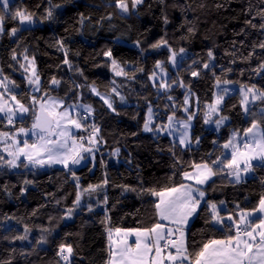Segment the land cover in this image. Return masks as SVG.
<instances>
[{
	"label": "trees",
	"instance_id": "trees-1",
	"mask_svg": "<svg viewBox=\"0 0 264 264\" xmlns=\"http://www.w3.org/2000/svg\"><path fill=\"white\" fill-rule=\"evenodd\" d=\"M127 2L126 15L115 0H13L5 12L0 76L16 88L29 112L12 126L0 117V133L31 127L39 101L53 97L65 106L91 107L89 117L81 121L97 151L95 164L88 162L79 169L30 165L12 169L0 161V264H108L110 231L152 227L159 222L158 196L152 192L185 184L184 172L218 158L222 163L213 165L217 172L203 189L206 203L186 231L190 253L209 240L235 235L232 224L217 227L211 222L210 204H223L225 210L219 214L238 220L264 197V163L251 166V176L239 183L231 181L232 170L223 164L231 158V149L223 145L234 133L238 143L252 124L243 112L241 96L234 93L224 99L219 117L227 118L225 125L218 130L205 127L206 106L217 83L264 91L260 68L264 48L259 46L264 43L260 27L264 0H143L135 9L131 0ZM17 9L34 14L33 28L20 29L18 18L11 17ZM73 20L76 31L60 35ZM13 28L19 29L15 36ZM161 41L166 44L153 47ZM109 50L111 57L105 55ZM172 52L178 62L169 78L170 90L160 93L149 78L157 73L158 62L159 68L170 69ZM112 59L126 75H116ZM28 60L39 76L34 103L24 77ZM53 79L59 83L53 84ZM187 91L198 101V107L188 112L194 123L191 148L143 133L149 107L163 116L164 123L167 115L187 118L183 113ZM252 110L261 115L264 130V99H258ZM0 156L9 159L1 150ZM77 195L84 196L80 207ZM69 210L76 213L66 223ZM21 236L26 238L18 239ZM61 244L73 249L67 262L58 254Z\"/></svg>",
	"mask_w": 264,
	"mask_h": 264
},
{
	"label": "snow or ice",
	"instance_id": "snow-or-ice-1",
	"mask_svg": "<svg viewBox=\"0 0 264 264\" xmlns=\"http://www.w3.org/2000/svg\"><path fill=\"white\" fill-rule=\"evenodd\" d=\"M143 0H131L132 8L135 9L138 5L142 4ZM0 5L4 11L0 12V33L3 32V21L5 19V12L11 7L10 0H0ZM115 6L123 13L129 12V5L127 0H115ZM48 18L52 17V11L47 12ZM12 19L19 20L21 25H31L34 21V14L28 13L25 10L17 9L11 14ZM249 23H251L249 21ZM256 27V25H253ZM264 29V24L260 25ZM18 28H13L11 34L16 35ZM162 44H166L165 41L153 45L154 48L160 47ZM264 48V43L259 45ZM183 53L184 49L180 50ZM106 56L111 57V50L105 53ZM209 56H212L211 51ZM15 59V57H13ZM176 53L172 52L171 61L175 64ZM68 63L67 59L64 61ZM112 66L116 75H126L124 70L119 67L117 61L112 59ZM158 68L161 66L158 62L156 65ZM207 67V65H205ZM264 70V64L260 66ZM33 76L35 80H29V83H35L39 85V76L36 74L33 68ZM193 76L198 73L193 72ZM5 79H7L5 77ZM53 84L59 82L53 79ZM227 83V81H225ZM0 87H5L4 83L0 81ZM161 88L166 87L164 84L160 85ZM38 90V89H37ZM95 92V89H93ZM115 92V89H113ZM226 91V90H225ZM243 91V89H242ZM252 93L253 99H264V91L255 89V86L248 88L244 93L245 99L242 101V106L245 107L247 112L248 94ZM258 93V94H257ZM15 100V96L12 97ZM105 100V103L109 108H112L111 102L105 97H101ZM223 100V95H219L216 98L215 105L209 107L212 111H216V105H219ZM35 102V100H34ZM18 110L21 113H27L29 109L23 104L16 102ZM187 103V100L185 101ZM72 107V106H70ZM84 111L91 114L92 109L90 106L80 105ZM63 108V101L49 99L47 102L40 104V111L35 116L31 129H25L23 127L18 129L17 135L28 137L31 134L35 137L31 143L28 139L20 141L15 137H9L8 133H0L2 137H8L13 140V144L9 147L13 150L8 151V155L11 159L5 160L3 156H0V161H4L11 168H19L21 166L27 168L29 165L33 167H44L45 165L61 164L65 168H69V164H79L83 156L80 154V150L83 149V145L76 143V137L74 136L72 129H81L84 125L81 123L82 119L86 117H73L69 109L59 111ZM6 111V106L0 104V113ZM16 109L7 108L8 122H13ZM169 127H171L172 117H169ZM191 117H189V120ZM227 119L222 117L221 120L216 121L219 126L223 120ZM151 121V109H149V122ZM149 122L145 123L144 130L152 131L149 127ZM208 122L207 120L205 121ZM184 129L189 128L188 123H182ZM174 130V129H173ZM255 130V131H254ZM93 131L98 132L99 129L93 125ZM238 133L233 134V138L223 145L225 149L231 148V158L223 161L224 167L234 169V175L236 181L240 180L241 164L244 165L243 171L247 172L251 168L250 161L253 159H264V130H261L257 121L253 120L250 127L244 129V136L247 138L244 140L243 145L235 143ZM83 139V138H81ZM71 141V143H69ZM91 142V140H90ZM181 144L190 143L188 133L185 131L181 134ZM198 142V141H197ZM7 151V149H5ZM84 151H91L90 149H83ZM23 158V160H21ZM23 161H27L24 163ZM222 161L218 158L212 161V164L202 163L194 165L195 171L193 173L184 172L183 179L194 181L197 185L205 184L213 175L216 174L217 169L213 165H219ZM30 183V181H25ZM107 183V181H105ZM96 187H99L97 185ZM92 190H95L90 186ZM153 195L159 196L160 200L155 205L157 209V215L160 221H167L170 224L177 225L175 228H165V225L157 222L150 228L145 229H131L124 233V239L117 241L118 244H123V247L119 249H113L110 253V260L108 264H147L146 257L152 253L155 249V257L152 260V264H157L156 257H160L161 252L165 249H174L175 251H168L166 259L169 264H254V261L258 258L259 264H264V197H261L259 205L252 209L250 212L241 213L239 220H233L232 216H228L227 219L232 221L235 226V235H229L225 239H212L207 243H204L199 251L193 253L189 252L187 246V240L185 232L183 231V225L186 224L189 217L193 216L199 209L200 201L204 198L205 193L199 188H194L191 184L181 183L178 187L167 188L160 192H152ZM77 204L80 202V196L77 195ZM106 202V199H105ZM209 207L212 211L211 222L215 224L223 225V218L219 215L215 204H210ZM91 211V208H89ZM259 212L261 216L257 221L251 219L255 214ZM71 213V210H69ZM241 224L244 225L241 228ZM229 231H231V226ZM27 231V229H26ZM116 233H120L122 229H115ZM178 234V235H176ZM175 235V239L172 237ZM135 236V240L130 244L127 237ZM243 237H247L244 239ZM259 237V239H257ZM26 237H18V239H25ZM111 239V233L109 234ZM164 241L163 244L160 242ZM44 242L43 238L40 241ZM253 249L256 251L253 252ZM73 249L71 245H60L59 255L64 261H68ZM67 253V254H65ZM250 253L252 255H250ZM119 257V259H117Z\"/></svg>",
	"mask_w": 264,
	"mask_h": 264
},
{
	"label": "rangeland",
	"instance_id": "rangeland-1",
	"mask_svg": "<svg viewBox=\"0 0 264 264\" xmlns=\"http://www.w3.org/2000/svg\"><path fill=\"white\" fill-rule=\"evenodd\" d=\"M12 1L13 0H10V3ZM121 13L124 14V15L128 14V13H123V12H121ZM34 26H35V23H33L31 25L25 24V25H21L20 29L33 28ZM76 29H77V21L73 20V21L69 22L64 27V29L60 32V35H64V34H67V33H70V32H75ZM2 33H0V37H1ZM175 60H176V58H175ZM177 62L178 61H176L175 64H173L171 59H170V61H169V68L170 69L169 70L165 69V68H158L157 73L149 78L150 84L152 86H156L160 93H163V92L167 93L170 90V86H169L168 82H169V78H170L171 72L176 69ZM33 68L35 69V66H34L33 62L28 60L27 61V66L24 69L25 70L24 77L26 78L27 86H28V88H29V90L31 92L30 101L32 103H34V100H36V97L34 96V94L38 92L37 89L39 88V85H37L35 83H32V84L29 83V80H35V77L32 74L33 73ZM35 72H36V69H35ZM0 81H2L4 83V85H5V87H0V104H4L6 106V111L4 113H0V117L3 118L7 122L8 126H12L13 122L24 120L29 111L27 113H21L18 110V105H17L16 102L19 101V103H21V101L17 98V95L15 93V92H17L16 88L13 85H11L4 77L0 76ZM161 84H164L166 87L161 88L160 87ZM248 88L249 87H246V86H243V85H238V84H235V83H232V82H227V83L219 82V83H217L215 85V89H214L213 100H212L211 103H209L206 106L207 108H206V114H205V121L207 120L208 122L207 123L205 122V127L207 129H209V130H218L220 127L225 125L228 122L227 119L223 120V122L219 126L216 123V121L221 120V118H222V117H219V116H220V109L222 107V103H223L224 99L227 96L231 95V94L238 93L241 96V99L243 101L245 99L244 93L247 92ZM242 89H243V91H242ZM255 89H257V88H255ZM257 90H259V89H257ZM219 95H223V100L221 101V103L219 105H216L217 110L216 111H212V109L209 106L210 105H215L216 98ZM13 96H15V98H16L15 100L12 99ZM252 96H253L252 93L248 94V103L246 105L247 112L245 111V107L242 106L243 112H244L245 116L249 120H251V121H253V120L259 121L260 117L254 116L256 114V111L252 110L253 105L256 103V101L258 99H253ZM49 99L50 98L46 99L44 102H47ZM51 99L59 100V99L53 98V97ZM106 99H108V98H106ZM186 100H187V103H185ZM70 106H72V107H70ZM77 106H80V104H78ZM184 107L185 108L183 109V113L187 116V118L179 119V118H176L173 115H167V117L164 118L165 119V123L163 121H161L163 116L161 117L160 114L157 115L154 112V108L153 107H149L146 110V113H145V122H144L143 129H142L143 133L152 135L154 137H156V136L167 137L171 141L177 143L181 148H191L192 145H193L192 141H191V133H192V128H193L194 123H193V116H190V114H188V112L191 110V108L198 107V101H197L196 97L194 95H192V93L189 92V91L186 92L185 97H184ZM7 108L16 109L15 115L13 117V122L11 124L8 122ZM64 109H69L71 111V114H72L73 117H77L78 114H79V116H81V114H85L86 119L89 117L88 113L83 111L82 107H80V109L78 110L75 106L69 105V106H65L63 108H60L58 110L59 111H63ZM149 109H151V121L150 122H149ZM169 117H172L171 127L168 126L169 125V119H168ZM189 117H191L190 120H189ZM86 119H82V120H86ZM146 122H149V127L153 129L152 131H145L144 130V126H145ZM81 123H82V121H81ZM182 123H188L189 124V128L188 129H184L182 127ZM21 127L25 128V129H31V127H24V126H21ZM21 127H19V128H21ZM18 129L14 130V131H11V132H7L8 136L9 137H15L16 139H18L20 141L24 140V139L35 140V137H32L31 134H29L28 137H24L22 135L18 136L17 135ZM185 131H187L189 140L191 142L190 143H186V144H181V142H180L181 134L184 133ZM72 132H73V134H76V133H79V132L83 133L84 135L81 136V138H83V139H81V140L84 143L83 144H79L78 142H76V143L78 145H83L84 149H90L91 151H84V153H82L83 151L80 150V154H81V156L84 157V159H82L79 164H73L70 168L79 169V168H82L83 166H85L88 162H91L92 164H95V162H96V157H95L96 153L95 152L97 151V144L94 141L93 136L89 134L90 136L88 135L89 137L87 138V136L85 135L87 133V130L84 129L83 127L81 129H72ZM245 139H247V138L243 135L242 137H239L238 140H239V142L243 143ZM90 140H91V142H90ZM10 145H12L13 148L15 147V145L13 144V140L9 139L8 137H2L1 136V138H0V150L5 155H7L9 157V159H11V157L8 155V151L13 150L12 148L9 147ZM5 149H7V151ZM259 163H262V161H259L258 164ZM30 167H33V166L30 165ZM34 168H36V167H34ZM12 169H15V168H12ZM239 175L242 177L243 180L246 179V178H249L251 176L250 173L242 171V170H240ZM81 196H80V202L78 204V207H80L82 202H83L82 199H83L84 196H82V198H81ZM216 207H217V211L218 212H221V211L225 210V206L223 204L216 205ZM75 213H76L75 211L71 212V213H68V215H67V217L65 219V222L66 223L72 222L73 216H74ZM242 213H246V212H242ZM240 215H241V213L238 216V220L240 219ZM220 216L223 218V223L226 222V223H230V224L233 225L232 221H229L227 219L228 216H225V215H220ZM260 216H261V213L257 212L255 214V216L251 217V219H253V220L258 222ZM213 224L215 226H217V227L221 226L220 224H215L214 222H213ZM243 227H244V225L241 224V228H243ZM233 229L235 231V226L234 225H233ZM126 231L123 230L120 233H116V231L114 230V231H110L108 233L109 260L111 258L110 257V253H111V251L113 249H119V248L123 247V244H118L116 242L117 241H122L125 238L124 237V233ZM110 233H111V239H109V234ZM243 238L247 239V237H243ZM257 239H259V237H257ZM127 240H128V243L131 244L135 240V236H128ZM255 251L256 250L253 249V252H255ZM65 254H67V253H65ZM250 255H252V254L250 253ZM117 259H119V257H117ZM245 264H247V261H245ZM254 264H259V259L258 258L254 261Z\"/></svg>",
	"mask_w": 264,
	"mask_h": 264
},
{
	"label": "crops",
	"instance_id": "crops-1",
	"mask_svg": "<svg viewBox=\"0 0 264 264\" xmlns=\"http://www.w3.org/2000/svg\"><path fill=\"white\" fill-rule=\"evenodd\" d=\"M63 107H65V105H64V103H63ZM76 108L79 110L80 109V107L79 106H76ZM77 110V111H78ZM254 116H256V117H261V115H259L257 112H256V114L254 115ZM258 122V124L260 123V120L259 121H257ZM14 123V122H13ZM259 127H260V129L262 130V128H261V126H260V124H259ZM81 133L79 132V133H76V134H74V136L76 137V142H78L79 144H81V136L80 137H78L79 135H80ZM31 140V142L33 141L32 139H30ZM29 140V141H30ZM21 141H23V140H21ZM69 143H71V141H69ZM238 143L241 145V147H242V145H243V143H241V142H239L238 141ZM84 149V148H83ZM83 149H81V151H83L82 153H84V150ZM231 149V148H230ZM229 149V150H230ZM21 160H23V158H21ZM259 161H262V163H264V159H259V158H257V159H253V160H251L250 161V164H251V166H253V165H255V164H258V162ZM73 164H69V168L72 166ZM45 166H49V165H45ZM50 166H54V167H58V168H64V169H68V168H65L63 165H61V164H52V165H50ZM84 167V166H83ZM243 167H244V165L243 164H241V170L243 171ZM232 171H231V181L232 182H234V183H239V182H241V181H243V179H242V177L240 176V180H239V182H237L236 181V178H235V175L233 174L234 173V169H231ZM195 171V169H193L190 173H193ZM248 173H250V174H252V171H251V168H250V170L249 171H247ZM235 179V180H234ZM213 180V176L205 183V184H203V185H197V184H195V182L194 181H191V180H184L185 181V184H191L194 188H199L201 191H203V189L211 182ZM204 192V191H203ZM205 193V192H204ZM159 200H160V197L158 196V202H159ZM206 200H207V194L205 193V195H204V198L200 201V205H199V208L202 206V205H204L205 203H206ZM199 210V209H198ZM198 212V211H197ZM197 212L193 215V216H191V217H189V219L187 220V222H186V224L185 225H183V231L185 232V236H186V231H187V228L189 227V225L193 222V220L195 219V217H196V214H197ZM158 219H159V216H158ZM159 222L160 223H162V224H164L165 225V228L167 229V228H175V227H177V225H173V224H170L169 222H167V221H160L159 220ZM176 235H178V234H176ZM172 238H174L175 239V235L172 237ZM161 244H163L164 243V241H161L160 242ZM168 251H175L174 249H171V248H169L168 250H166V251H163V252H161V255H160V257H156V261H157V264H169V261L166 259V256H167V253H168ZM155 257V249H153V251H152V253H150L145 259H146V261H147V264H152V260H153V258ZM109 262V261H108ZM177 264H179V261L177 262ZM185 264H187V262H185Z\"/></svg>",
	"mask_w": 264,
	"mask_h": 264
},
{
	"label": "built area",
	"instance_id": "built-area-1",
	"mask_svg": "<svg viewBox=\"0 0 264 264\" xmlns=\"http://www.w3.org/2000/svg\"><path fill=\"white\" fill-rule=\"evenodd\" d=\"M82 117H86L85 114H81ZM87 136V138L90 136L88 133L85 134ZM89 135V136H88ZM84 142L81 141V144H83ZM235 233H236V229H235ZM174 239V238H172ZM168 249H165L164 251H166Z\"/></svg>",
	"mask_w": 264,
	"mask_h": 264
},
{
	"label": "water",
	"instance_id": "water-1",
	"mask_svg": "<svg viewBox=\"0 0 264 264\" xmlns=\"http://www.w3.org/2000/svg\"><path fill=\"white\" fill-rule=\"evenodd\" d=\"M42 103V101H39V103H38V105H37V107H38V110H37V113H36V115L39 113V111H40V104Z\"/></svg>",
	"mask_w": 264,
	"mask_h": 264
}]
</instances>
